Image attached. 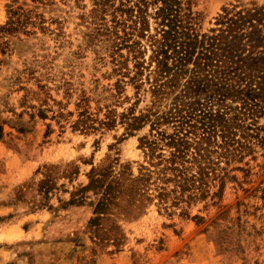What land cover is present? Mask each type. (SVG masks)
I'll use <instances>...</instances> for the list:
<instances>
[{
	"label": "rangeland",
	"instance_id": "obj_1",
	"mask_svg": "<svg viewBox=\"0 0 264 264\" xmlns=\"http://www.w3.org/2000/svg\"><path fill=\"white\" fill-rule=\"evenodd\" d=\"M91 7L92 0H0V264H264L261 87L260 93L245 91L257 104L245 119L258 136L241 161L221 162L228 176L218 196L214 181L204 199L180 204L186 216L178 207L152 204L137 219L89 225L96 199L95 191L85 190L90 169L129 167L136 175L144 164L139 138L149 130L145 125L125 135L118 120L108 128L73 126L85 105L101 119L106 104L122 112L135 101L130 84L115 102L109 97L126 51L111 61L105 43L86 44ZM192 8L207 34L224 11H247L257 59L226 71L243 85L244 67H255L253 76L264 79V53H256L264 48V0H192ZM132 65L128 59L126 67ZM142 93L136 113L149 100ZM81 95L84 106L77 107ZM198 99L214 107L211 96Z\"/></svg>",
	"mask_w": 264,
	"mask_h": 264
},
{
	"label": "trees",
	"instance_id": "obj_2",
	"mask_svg": "<svg viewBox=\"0 0 264 264\" xmlns=\"http://www.w3.org/2000/svg\"><path fill=\"white\" fill-rule=\"evenodd\" d=\"M248 14L224 11L207 34L200 31L202 17L193 10L192 0H92L84 20L86 44L105 43L111 61H119L126 51L114 68L119 77L109 97L115 102L130 84L135 101L122 112L106 104L101 119L88 113L85 105L73 126L108 128L118 120L125 135L145 125L149 130L139 138L144 164L136 175L127 172L129 167L118 172L111 165L90 169L85 190L95 191L96 199L89 225L113 217L134 220L152 204L163 210L178 207L186 216L180 204L204 199L214 181L219 186L213 195H219L228 176L221 162L226 166L241 161V152L258 136L245 119L257 104L245 91L250 87L260 93L264 79L253 76L255 67L251 71L244 67L243 85L226 71L238 61L257 59ZM258 51L257 57L264 48ZM128 59L131 69L126 67ZM144 91L149 93L148 103L136 113ZM202 94L212 97L214 107L207 99L200 102ZM226 99L239 100L241 106L229 105ZM84 100L81 95L76 106H84Z\"/></svg>",
	"mask_w": 264,
	"mask_h": 264
}]
</instances>
